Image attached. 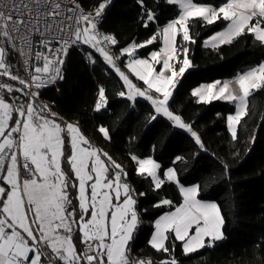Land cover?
<instances>
[{
	"label": "snow or ice",
	"instance_id": "6c2138e0",
	"mask_svg": "<svg viewBox=\"0 0 264 264\" xmlns=\"http://www.w3.org/2000/svg\"><path fill=\"white\" fill-rule=\"evenodd\" d=\"M71 2L75 4V8L68 10L76 14L64 17L61 0H21L19 4L12 0L10 6L5 5L6 8L10 7V11L0 10V37H6L11 44L18 36L31 47L30 38L34 34L44 37L46 33L64 32L67 28L74 39L65 40L55 52L66 55L67 47L77 43L91 46L123 80L129 90V100L137 96L145 97L157 114H163L179 128L191 132L197 144H201L199 136L182 122L180 116L169 111L167 106L178 78L192 67L187 49L183 50L184 58L180 62L179 71L171 63L178 55L177 35L182 33L184 41L194 42L189 33V23L192 20L199 18L210 25L223 19L229 21L227 29L212 36L206 44L211 43L216 48L217 41L219 44L231 43L246 32L264 44V0H227L219 8L201 5L194 0H168L180 8L179 17L144 44H133L121 51V55L132 56L135 49L152 44L162 36L164 47L160 52H153L150 60L133 59L127 64L130 72L147 86L141 90L116 67L115 59L119 57L114 59L106 47L101 46L102 43H117L113 36L96 31L97 21L103 16L111 0L100 3L94 15L84 14L75 0ZM138 2L143 6V0ZM154 18V14L149 12L147 21H153ZM66 21L72 23L66 24ZM148 22H145V27ZM81 24L86 26L81 28L78 26ZM40 43L47 47L48 41L43 39ZM21 54H24L23 51ZM6 55L5 49L0 47V69L4 70L0 75L19 80L20 84L29 87L23 79L8 71ZM35 59L43 60V65L35 66L36 74L31 76L35 88H43L64 78L60 67L64 63L63 58L52 60L37 52ZM89 60L91 61V56ZM161 63L163 67L157 72L155 64ZM169 72L170 75L167 74ZM231 83L216 81L194 90L192 95L199 97L204 103L217 99L238 101L236 114L228 117L235 139V125L247 114L248 98L253 90L264 88V64L237 77L235 83L239 87V95L230 88ZM5 88L8 92L13 91L10 85L0 84V89ZM150 91L160 94L162 99L153 98ZM30 95L36 97L38 93L32 92ZM119 95L124 96L125 93L121 92ZM104 102L105 91L101 88L96 110L105 107ZM14 112L20 118H15ZM49 115L56 116L47 105L42 106L39 111L31 102L14 108L0 97V264H151V261H130L128 256V244L139 219L134 190L122 181L127 174L108 157L112 168L118 170L110 174L111 169L97 150L90 146L82 147L88 141L76 125L68 123L62 127L54 119H50ZM151 119L155 120L156 116ZM100 131L108 137L106 129L101 128ZM65 132L67 139L62 135ZM65 159L78 184L70 181L69 173L62 166ZM138 165V174L150 176L159 189L164 183L156 175L159 165L151 159L138 160ZM22 171L27 173V178H22ZM165 176L169 181L176 180L173 169H168ZM69 188L76 189L78 205H73ZM180 191L184 203L156 221L151 246L157 251L167 252L165 241L169 239V235L166 233L174 234L176 240L184 242L183 251L187 255L205 247L206 237L209 238L208 247L224 239V218L218 206L198 200L197 186L181 187ZM162 203L170 204L171 201L164 200ZM193 227L194 234L190 235ZM162 264L178 262L173 258L162 261Z\"/></svg>",
	"mask_w": 264,
	"mask_h": 264
},
{
	"label": "trees",
	"instance_id": "16d2710c",
	"mask_svg": "<svg viewBox=\"0 0 264 264\" xmlns=\"http://www.w3.org/2000/svg\"><path fill=\"white\" fill-rule=\"evenodd\" d=\"M76 2L84 10H93L105 0ZM194 2L219 8L227 0ZM149 12L155 17L150 22ZM179 15L180 9L168 0H143V6L138 0H111L100 26L116 39L112 52L118 54L133 44L148 41ZM226 24L219 19L209 25L197 18L189 23L194 42L177 39L178 52L186 46L192 67L178 79L167 106L199 136L203 147L194 142L191 132L175 130L169 121L156 116L145 101L123 99L119 95L124 92L123 84L105 67L100 56L86 47L94 61L92 65H85L74 49H67L64 78L38 93L37 98L56 114L54 119L77 125L86 139L127 174L123 179L134 190L139 219L128 244L130 261L162 264L174 258L178 264H264V88L253 90L248 98L247 114L237 125L235 139L226 121L235 108L222 101L206 104L192 95L201 85L235 79L264 62V44L247 32L231 43L216 48L202 47L209 35L221 31ZM159 46L158 41L153 42L142 47L138 55L147 57ZM7 62L18 69L11 53L7 54ZM101 88L105 91L106 105L96 112ZM1 95L5 97L4 93ZM152 116L156 119L152 120ZM101 128L107 130V138L103 137ZM133 157L152 158L160 166L161 175L171 167L181 185H196L199 199L218 206L224 218V239L186 255L181 242L169 235L165 243L167 252L153 249L149 245L152 224L178 207L182 199L174 183L164 181L157 189L147 175L138 174ZM67 172L70 181L77 183L71 172ZM69 194L73 205H78L76 189L69 188ZM164 200L171 203L162 204Z\"/></svg>",
	"mask_w": 264,
	"mask_h": 264
},
{
	"label": "built area",
	"instance_id": "2783aa9c",
	"mask_svg": "<svg viewBox=\"0 0 264 264\" xmlns=\"http://www.w3.org/2000/svg\"><path fill=\"white\" fill-rule=\"evenodd\" d=\"M17 4L21 3V0H15ZM76 2V0H75ZM12 0H0V10L3 11H10V7L6 8L5 5H11ZM77 3V2H76ZM62 9H63V16H73L76 13L70 12L68 9L75 8V4L71 2V0H61ZM98 8V7H96ZM93 10H84L81 6L79 10H82L84 14H92L94 15L95 9ZM78 10V11H79ZM104 16V14H103ZM103 16L97 21V29L99 33L102 35H110V33H106L101 29V22L103 20ZM71 21H66V24H71ZM79 26V25H78ZM80 27V26H79ZM43 30V26H41ZM55 36V38H54ZM32 44L31 47H28L19 37L12 41L10 44L8 42V39L6 37H0V47H3L6 51V53H11L16 60L17 64V70L11 69V66L7 62V55L5 56V63L8 64V71H10L13 75L18 76L20 79H23L26 84L29 85V87H25V85H22L19 83V80H11L8 76L0 75V84L10 85L13 89L12 92H8L7 89H0V94L6 93V95L12 99V105L14 108L19 107L20 105H26L27 103L31 102L33 103L34 107H36V110L39 111L42 106L45 104L42 100H39L36 97H31L30 93L37 92L39 93L40 90L50 88L54 86L57 79L54 83L47 84V86L37 89L35 88L33 82L31 81V76L35 75L34 67L35 66H42L43 60H36L35 54L37 52L42 53L44 56L49 57L52 60H58L63 58L65 59V54L63 52H55L56 49L61 48L65 40L74 39V37L71 36L70 32L66 28L64 32H55V33H46L44 37H40L39 35H33L31 38ZM47 39L48 44L47 47H45L43 44L40 43L41 40ZM102 47H106V50L109 52L110 55H117L116 53L112 52L113 46L111 44L105 45L104 43L101 44ZM74 49L78 55H80L81 60L85 65H92V58L91 61L89 60V56H91L88 51L84 49V47L77 44H72L67 47V49ZM21 51H23L24 54H21ZM55 53V54H54ZM128 57V54H124L122 58ZM61 71L63 72V65L60 66ZM3 69H0V72H3ZM15 83V84H14ZM16 89H21L22 91H16ZM14 114L19 118L18 114L14 112ZM46 115V113H45ZM15 135V134H14ZM8 158L6 157V160Z\"/></svg>",
	"mask_w": 264,
	"mask_h": 264
},
{
	"label": "rangeland",
	"instance_id": "374dc122",
	"mask_svg": "<svg viewBox=\"0 0 264 264\" xmlns=\"http://www.w3.org/2000/svg\"><path fill=\"white\" fill-rule=\"evenodd\" d=\"M175 5V4H174ZM178 9H180L179 7H178V5H175ZM181 11V10H180ZM225 21V20H224ZM227 22V24H226V27L225 28H223L221 31H218V32H215V33H213V34H211V35H209V37L206 39V40H204L203 41V44H202V47H204V48H213L212 46H211V43H208V44H206L205 42L206 41H209L210 40V38L212 37V36H215L217 33H220V32H223V31H225L226 29H227V27H228V24H229V21H226ZM168 24V23H167ZM166 24V25H167ZM81 28H83V27H85L86 25H84V24H81V25H79ZM165 27V26H164ZM164 27H162L161 28V30L164 28ZM160 30V31H161ZM159 31V32H160ZM178 38H181V40L184 42V43H188L189 41H184L183 40V35H182V33H180V34H178L177 35V37H176V40L178 39ZM159 42L160 43V46H159V48L157 49V50H152V52L147 56V57H141V56H139L138 55V51L141 49V48H137V49H135L134 50V55H132V56H129L128 55V57H124L125 59H124V61H122V62H124V63H121V60H123V58H122V56L123 55H121V52L120 53H118L117 55H113V58L115 59L116 57H119V59H115V65H116V67H118L119 69H120V71H122L125 75H127L128 76V78L132 81V83L133 84H135L136 85V87H138L139 89H141V90H144V89H146V85L143 83V81H141V80H139L135 75H133L131 72H130V70L127 68V64H129L130 62H131V60H133V59H149L150 60V58H151V54L153 53V52H160V50L164 47V44H163V39H162V36L160 37V38H158L156 41H154V42ZM145 43V42H144ZM144 43H140V44H144ZM217 44H218V46H220V45H223V44H219V41H217L216 42ZM80 46L82 45L83 47H86V48H88L91 52H93L94 54H98L99 56H100V58H101V61L104 63V65H105V67L107 68V69H109V70H111L115 75H116V77L119 79V81L123 84V87H124V93H125V95L124 96H121L123 99H128L127 98V94H128V89H127V87L125 86V84H124V82H123V80H121L120 79V77H119V75L117 74V72L115 71V69L113 68V67H111V66H109L106 62H105V60H104V58L100 55V53H98V52H96V50L94 49V48H92L91 46H89V45H86V44H83V43H78ZM139 45V44H138ZM149 45H151V44H148V45H146V46H149ZM184 49H187L186 48V46H184V48L180 51V53L178 52V55H177V59H175V60H173V61H171V63L174 65V67H175V69L177 70V71H179V67L181 66L180 65V62L183 60V58H184ZM187 56H188V51H187ZM262 64H264V62L262 63ZM163 67V65H162V63L161 64H155V68H156V71L157 72H159L160 71V69ZM11 69L12 70H14V68H12V66H11ZM190 69V68H189ZM188 69V70H189ZM187 71V70H186ZM248 73V72H247ZM168 75H170L171 73L169 72V73H167ZM242 75H244V74H242ZM239 76H241V75H239ZM180 78V77H179ZM178 78V79H179ZM236 79H237V77L235 78V79H231V80H224V81H222L221 83H223V82H226V81H228V82H232L231 84H230V88L234 91V93L235 94H237V95H239L240 93H239V87H238V85L235 83V81H236ZM213 83H215V82H212V83H210V84H213ZM209 85V84H208ZM202 86H206V85H201L200 87H198V88H196V89H199V88H202ZM173 90L174 89H172V92H173ZM204 92H205V95L207 94V92H206V89L204 90ZM193 93V92H192ZM253 93V92H252ZM149 94L150 95H152L153 96V98H160V99H162V96L160 95V94H157V93H155L154 91H150L149 92ZM2 96V95H1ZM4 96L6 97H4L5 99H8V101L9 102H11L12 103V99H10L7 95H6V93H4ZM172 96H173V94H172ZM172 96H171V98H172ZM198 101H200L199 100V97H197V96H194ZM171 98L169 99V101L171 100ZM143 100V101H145L146 103H148L153 109H154V107H153V105L151 104V102L148 100V99H146L145 97H140V96H137V97H135L133 100H129V101H131V102H134L135 100ZM212 101H222V102H227L228 104H230V105H232V107H234L235 108V110H234V112L232 113V114H230V115H235L236 114V111H237V107H236V105H237V103H238V101L237 102H230V101H228V100H224V99H217V100H212ZM212 101H210V102H212ZM200 102H202V101H200ZM209 102V103H210ZM10 103V104H11ZM105 103V102H104ZM169 103V102H168ZM204 103V102H203ZM206 104H208V103H206ZM105 105H106V103H105ZM103 109H105V107H103L102 109H100V110H96V106H95V111L97 112H100L101 110H103ZM155 110V109H154ZM46 115H48V113L46 114ZM155 115L156 116H158V117H161V118H163L164 120H166L167 122L169 121L171 124H172V126H173V129H175V130H178V131H181V132H189V131H187V130H185V129H182V128H179L178 126H176L175 124H174V122L173 121H170L166 116H164L163 114H157L156 112H155ZM175 115V114H174ZM230 115H228L227 116V118H226V121H227V129H228V131H229V133L231 134V135H233L232 134V131L230 130V127H229V121H228V117L230 116ZM20 118V117H19ZM49 118L50 119H54V117H52V116H50L49 115ZM57 123H59V124H61V126L62 127H64L66 124H68V123H66V122H59L58 120H56V119H54ZM70 123V122H69ZM184 123V122H183ZM71 124H73V123H71ZM73 125H75V124H73ZM238 125V124H237ZM237 125H235V131H236V128H237ZM77 126V125H76ZM78 127V126H77ZM79 128V127H78ZM80 130V129H79ZM102 133V132H101ZM82 134V133H81ZM62 135H64L65 136V138L67 139V133L65 132V133H62ZM102 135H103V137L104 138H106L105 137V135L102 133ZM190 136L192 137V139L194 140V142L196 143V140H195V138L190 134ZM85 137V136H84ZM87 141H88V144H82V147H91V149H94V150H97L98 151V154H100V156H101V159H103L104 161H105V163L109 166V167H112L111 166V164H110V162L108 161V156L106 155H104L105 153H103V152H101L99 149H97L88 139H86ZM2 141V138H0V142ZM197 144V143H196ZM199 146L201 145V144H198ZM68 154H70V148H69V153ZM144 159H151L152 160V158H144ZM138 160H140V159H133V161H134V163H135V166H136V169H138V167H139V165H138ZM141 160H143V159H141ZM156 163V162H155ZM66 164V165H65ZM157 164V163H156ZM62 166L64 167V166H66L67 168H68V170L67 171H70L71 172V169H70V166H68L67 165V161H63L62 162ZM170 169H173V168H171L170 167ZM112 171H111V173L110 174H114L116 171H118L117 169H111ZM174 170V169H173ZM168 171V169L167 170H165L163 173H162V175L160 174V166H159V168H157L156 169V175H157V177L160 179V180H163V181H166V182H172V183H174L175 184V186L177 187V190H178V192L180 193V195H181V199H182V201H181V204L178 206V207H180L183 203H184V197H183V195L181 194V191H180V189H181V187H183V188H190V187H193V186H196V185H189V186H186V185H181L180 184V182H179V179H177V175H176V180H174V181H169V180H167V178H166V176H165V173ZM175 171V170H174ZM138 173V172H137ZM176 173V172H175ZM74 177V176H73ZM151 180H152V178L150 177V176H148ZM22 178H27V173H24L23 171H22ZM124 178V177H123ZM122 178V181L123 182H125L126 183V181H124V179ZM74 179H75V177H74ZM153 181V180H152ZM75 182H77V184H78V181H76L75 180ZM153 184H154V182H153ZM154 187H155V184H154ZM156 188V187H155ZM77 193V192H76ZM197 199L198 200H200L201 202H203V203H214V202H210V201H203V200H201V199H199L198 198V195H197ZM163 204V203H162ZM178 207H175V209L174 210H171V212H174L175 210H176V208H178ZM171 212H167V213H165V214H163V215H166V214H169V213H171ZM162 215V216H163ZM161 217V216H160ZM160 217H158L157 218V220L160 218ZM157 220H155L154 221V223L152 224V234H151V238H150V240L152 239V236H153V234H154V232H155V223H156V221ZM194 234V227H193V229H190V235H193ZM166 235H173L174 236V234H168V233H166ZM175 237V236H174ZM208 239L209 238H205V242H206V246L205 247H208L207 246V242H208ZM167 241V240H166ZM166 241H165V243H166ZM178 241V240H177ZM179 242H181V244H182V246H181V248H182V250H183V243L184 242H182V241H179ZM149 245L151 246V244H150V241H149ZM152 247V246H151ZM81 248L83 249V246H81ZM153 248V247H152ZM154 249V248H153ZM156 250V249H155ZM198 250H200V249H198ZM197 250V251H198Z\"/></svg>",
	"mask_w": 264,
	"mask_h": 264
},
{
	"label": "crops",
	"instance_id": "0c3cea01",
	"mask_svg": "<svg viewBox=\"0 0 264 264\" xmlns=\"http://www.w3.org/2000/svg\"><path fill=\"white\" fill-rule=\"evenodd\" d=\"M0 97H2L1 94H0ZM4 99H5V98H4ZM5 100H6V102L11 103V102L8 101V99H5ZM9 123H10V124H13L12 121H10ZM13 126H14V124H13ZM1 142H2V141H1ZM0 183H2V182H0Z\"/></svg>",
	"mask_w": 264,
	"mask_h": 264
}]
</instances>
